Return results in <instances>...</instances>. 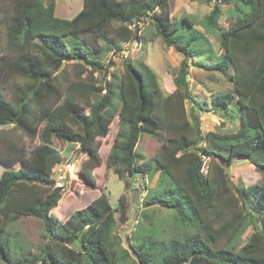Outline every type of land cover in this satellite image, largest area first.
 <instances>
[{"label": "trees", "instance_id": "16d2710c", "mask_svg": "<svg viewBox=\"0 0 264 264\" xmlns=\"http://www.w3.org/2000/svg\"><path fill=\"white\" fill-rule=\"evenodd\" d=\"M208 1L214 7L204 18L206 29L219 30L222 6L233 3L236 11L228 29L219 30L222 56L215 61L206 38L195 30L190 17L182 18L190 38L184 42L172 38L179 25L172 20L170 0H82L81 10L70 20L54 16L53 1L12 0L9 19L0 33V67L26 84L14 87L12 102L0 96V127L10 126L39 144L27 159L14 151L0 159V165H22L0 174L1 263H124L128 252H115L117 237L113 232L115 213H120L121 220L125 216L123 197L118 208L112 209L101 192L63 223L50 215L62 193L55 187L52 170L58 164L73 165L63 162L53 139L76 143L87 152L79 176L95 187L93 171L102 164L99 139L109 136L113 119L118 117L106 169L124 180L127 188L131 179L148 173L135 156L141 136L155 137L161 143L155 169L170 184L149 193L145 203L173 211L190 230L168 249L155 248L160 253L153 251L150 236L130 240L131 257L139 264H264V0ZM144 19L152 22L164 45L181 57L172 80L174 91L166 95L144 62L125 60L118 78L120 106L115 110V76L104 80L103 86H96L93 78L94 73L103 72L107 79L111 64L104 67L93 56L110 51L121 54L125 45L140 43L139 29L132 26ZM203 55L210 59V64L200 66L206 72L226 75L232 71L233 93L213 96L210 105L216 112L228 114V121L237 116L239 125L234 132L207 133L201 138L198 112L202 109L191 96L188 77L191 67L198 66L193 57ZM8 56L13 61L8 62ZM68 61L76 62L80 70L63 101L57 77L64 75L63 64ZM93 96L99 99L92 101ZM185 102L190 104L192 124L186 117ZM237 158L248 162L262 178L250 193L230 178V166ZM228 211L231 216L222 219ZM21 217L43 223V245L38 254L15 253L8 240V225ZM247 228L252 234L237 248L235 242ZM223 239L226 243L221 245Z\"/></svg>", "mask_w": 264, "mask_h": 264}, {"label": "rangeland", "instance_id": "374dc122", "mask_svg": "<svg viewBox=\"0 0 264 264\" xmlns=\"http://www.w3.org/2000/svg\"><path fill=\"white\" fill-rule=\"evenodd\" d=\"M47 3L53 1L55 4L54 16L63 20L72 19L82 8V0H42ZM128 1V0H119ZM12 0H0V33L3 34L4 28L10 16V6ZM232 3V2H231ZM171 16L176 25H179L178 32L173 34L172 38L179 42L187 41L190 38L191 32L182 21L184 16H188L194 21L195 30L203 33L207 40L208 46L211 47L215 55L213 61L218 60L222 56L218 43L219 30H226L235 18L234 4L224 5L221 7L222 14L218 20L217 27L219 30L206 29L204 26V18L212 11L213 2L208 0H170ZM144 22L138 25V36L140 43L125 45L124 52L121 54L98 53L93 58L108 69L107 79H104L103 72L93 74L96 86H103L104 80H109L111 76H115L113 89L115 98L112 108L119 109L120 99L118 98V78L123 73V62L125 60H138L144 62L157 76L160 88L167 95L174 91L173 76L176 73L181 57L174 49L167 48L162 40L157 37L152 22L149 19H144ZM258 25L256 24V29ZM101 48L104 45L100 43ZM2 48H0V58L2 57ZM8 62L13 61V57H6ZM193 62L197 67H191L188 81L191 89V96L199 103L202 111L199 114V132L201 138H204L207 133H230L236 131L239 125V118L231 116L233 120L228 121V114L218 113L212 109L210 100L213 96L224 93H233L232 84L229 80L232 71H227L226 75L216 72H206L201 69V65L210 64V59L203 56H194ZM80 68L76 62L68 61L63 64V76L57 77V86L62 95V100H65L67 88L69 84L75 82V78ZM24 79L14 77L4 68L0 67V96L9 102H12L14 97V87L17 85H25ZM99 99V96H93L92 101ZM61 103V102H60ZM186 117L190 124L189 118L190 104L184 103ZM86 110V109H85ZM87 111V110H86ZM227 118V119H225ZM118 117L113 119L110 126L109 136L100 138L101 147L99 154L101 157V167L93 171L95 176V187L85 184L79 176V170L82 162L87 158V152L80 149L78 144L67 141L53 139V147L63 157L65 164H73L71 168H66L62 172L53 174V180L57 184L62 185L61 200L57 207L50 212V215L56 218L59 222H65L74 212L86 208L94 201L101 192L105 193L112 209L119 206V199L124 198L125 216L123 220L120 218V213H115L116 225L114 234L117 237L115 242V252L120 254L122 250L126 253L123 264H139L135 261V257H131V251L128 244L138 238L146 240L151 237L153 251L155 248L162 247V251L168 249V245L172 241L181 242L190 234V230L186 228L177 218L173 211L164 209L161 205H147L146 197L153 190L162 191L166 188L170 181L160 178V172L155 169V159L161 154V143L155 137L143 135L141 136L135 156L138 164L143 170H148L146 175L140 174L136 178L131 179L127 188H125L124 180H119L112 170L108 171L105 167L106 157L112 146L114 136L118 130ZM77 133L78 128L72 127ZM39 142L36 140L30 142L20 132L11 130V127H0V159L5 158L9 151H14L22 154L23 158L27 159L28 154L36 147ZM207 163V159H203ZM22 165L4 166L0 165V174L5 169L18 170ZM230 178L233 183L242 184L246 191L250 193L251 187L258 184L262 178L252 168L248 162L242 158L234 159L229 169ZM59 176H64V180H58ZM257 197L259 196V191ZM231 213L228 211L223 214V218H228ZM6 234L10 244L15 248V253L30 251L32 254H38L43 245L44 228L43 223L32 217H21L16 222L10 223L6 229ZM252 234V230L247 228L243 235L240 236L236 247H242L247 238ZM226 243V239L221 241V245ZM20 250V252L18 251ZM155 253H160L155 251ZM128 254V258H127ZM130 256V257H129ZM0 264H3L0 262Z\"/></svg>", "mask_w": 264, "mask_h": 264}, {"label": "built area", "instance_id": "2783aa9c", "mask_svg": "<svg viewBox=\"0 0 264 264\" xmlns=\"http://www.w3.org/2000/svg\"><path fill=\"white\" fill-rule=\"evenodd\" d=\"M138 25H140V22L139 23H137L136 25H133L132 26V28L134 29L135 28V26H137L138 27ZM139 28V27H138ZM70 166H73V165H63V164H58V165H56L55 167H54V169L52 170V179H53V174L55 173V171H57V172H62L64 169H66V168H71ZM58 180H61L60 182H62L63 180H64V176H59L58 177ZM55 187L56 188H60V189H62V185L61 184H56L55 183Z\"/></svg>", "mask_w": 264, "mask_h": 264}]
</instances>
